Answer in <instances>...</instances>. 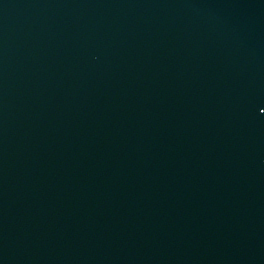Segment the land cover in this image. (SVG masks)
Segmentation results:
<instances>
[{
    "label": "water",
    "instance_id": "obj_1",
    "mask_svg": "<svg viewBox=\"0 0 264 264\" xmlns=\"http://www.w3.org/2000/svg\"><path fill=\"white\" fill-rule=\"evenodd\" d=\"M0 264H264V0H0Z\"/></svg>",
    "mask_w": 264,
    "mask_h": 264
}]
</instances>
